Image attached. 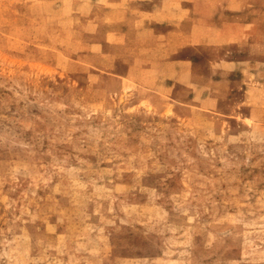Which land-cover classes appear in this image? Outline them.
<instances>
[{"label":"rangeland","instance_id":"1","mask_svg":"<svg viewBox=\"0 0 264 264\" xmlns=\"http://www.w3.org/2000/svg\"><path fill=\"white\" fill-rule=\"evenodd\" d=\"M0 264H264V0H0Z\"/></svg>","mask_w":264,"mask_h":264}]
</instances>
